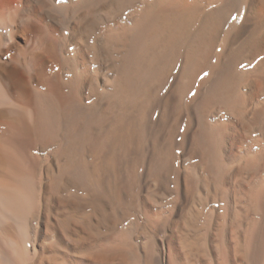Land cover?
I'll return each instance as SVG.
<instances>
[{
	"label": "bare ground",
	"instance_id": "bare-ground-1",
	"mask_svg": "<svg viewBox=\"0 0 264 264\" xmlns=\"http://www.w3.org/2000/svg\"><path fill=\"white\" fill-rule=\"evenodd\" d=\"M0 264H264V0H0Z\"/></svg>",
	"mask_w": 264,
	"mask_h": 264
}]
</instances>
